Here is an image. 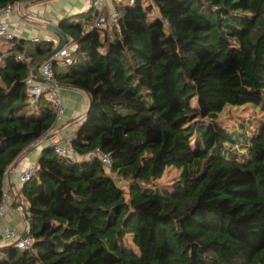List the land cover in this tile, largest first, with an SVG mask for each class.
Segmentation results:
<instances>
[{"label":"trees","instance_id":"16d2710c","mask_svg":"<svg viewBox=\"0 0 264 264\" xmlns=\"http://www.w3.org/2000/svg\"><path fill=\"white\" fill-rule=\"evenodd\" d=\"M112 2L118 21L103 30L93 10L59 21L76 48L55 79L91 104L68 138L75 154L47 144L17 190L31 244L0 246V264H264V116L249 135V123L217 122L227 106L264 113V0ZM8 42L0 201L8 166L56 117L44 98L29 103L27 87L53 42ZM171 166L180 173L170 191L147 186ZM111 174L129 180L128 198Z\"/></svg>","mask_w":264,"mask_h":264},{"label":"crops","instance_id":"0c3cea01","mask_svg":"<svg viewBox=\"0 0 264 264\" xmlns=\"http://www.w3.org/2000/svg\"><path fill=\"white\" fill-rule=\"evenodd\" d=\"M110 3L113 5L112 0H110ZM21 9L22 13L13 11L6 21L9 30L14 34V38L26 39L31 42L35 37L39 40L48 39V41L53 42L54 46L60 42L61 38L48 30V24L57 25L61 19L66 17H68V19L76 20L78 19L76 14L88 13L89 10H91L89 8V2L86 0H42L39 2L23 4L21 5ZM28 13H34L38 19H28L26 17V14ZM39 19H42L45 22H41ZM89 25L90 24L85 25L86 30L90 27ZM66 36L68 40L70 39V50L72 51L76 48V43L72 38H69L67 34ZM4 46L9 49L11 43H0V48ZM37 72L39 73V67ZM60 98L64 111L63 116L56 124V127L58 128L61 139L65 140L70 137L71 132L77 126V122L88 110L87 107L90 96L86 91L74 85L69 86V84H63L60 85ZM46 140L47 136L44 135L35 143L30 144L8 166L10 173L6 176L5 185L7 189H19L20 185L17 182V177L13 174L14 168L23 169L36 164L42 149L48 144ZM16 203V208L10 206L4 219L0 220V246L9 245V242L3 233V228L6 225L9 227H15L19 235L24 234L28 227V220L24 217V213H21L17 208V206H19L18 201H16Z\"/></svg>","mask_w":264,"mask_h":264},{"label":"built area","instance_id":"2783aa9c","mask_svg":"<svg viewBox=\"0 0 264 264\" xmlns=\"http://www.w3.org/2000/svg\"><path fill=\"white\" fill-rule=\"evenodd\" d=\"M89 2V8L94 11V22L93 26L98 30H103L108 26L115 25L118 21V10L115 6L111 5L110 0H86ZM16 11L17 13H22V9L18 3L10 4L0 8V42L7 43L10 39L14 37L13 32L8 28L7 19L10 14ZM28 19H38L34 13L26 14ZM41 22H45L39 19ZM33 41H39L38 38H33ZM48 41V39H46ZM70 50V39H67V43L57 50L53 56L41 62L39 66V80L34 78H29L27 80L28 92L30 94L29 103H36L39 97L44 98L48 103H50L55 108V123L45 134L47 136L48 144L51 145L55 152L59 155H73L75 150L69 143V139L62 140L58 132L56 124L61 120L63 116L64 107L60 98V85L57 83L54 75V65L65 66L72 62L73 55H71ZM29 62V59H26ZM68 140V141H67ZM98 149H96L97 151ZM100 160H102L103 165L110 169L112 160L109 154L100 153ZM36 164L31 165L26 168H14L13 174L17 177V182L21 186L27 183L30 178L36 173ZM9 169L5 171L3 179V193L0 201V220H3L7 214L11 203L18 201V209L21 213L25 211V204L23 202L22 196L17 190H10L6 188V176L9 174ZM4 236L7 238L9 245L11 247L26 250L30 247L31 240L25 234L19 235L15 227H9L6 225L3 228Z\"/></svg>","mask_w":264,"mask_h":264},{"label":"rangeland","instance_id":"374dc122","mask_svg":"<svg viewBox=\"0 0 264 264\" xmlns=\"http://www.w3.org/2000/svg\"><path fill=\"white\" fill-rule=\"evenodd\" d=\"M7 48L1 47L0 50L4 51ZM102 51V49H100ZM191 105H193L195 108L200 107L198 99H192L191 100ZM264 116V113H261L259 109L253 107L252 105L249 106H227L219 115L217 122H219L224 128H227L229 130H232L234 128H237L239 122H245L249 123L248 127V135L252 132V130L255 129L256 124L258 123L259 118ZM207 122V120H205ZM239 153H245V150L240 151ZM179 173L180 170L175 168V167H167L164 171L163 174L161 175L162 177L159 179H154L151 180L147 186L149 187H157L159 189H165L170 191L171 190V185L173 184L176 179L179 178ZM112 177L115 178L117 181L118 185L121 187L123 190L124 194H126V198H128V183L129 180L126 181L121 177H118L116 174H111ZM130 245V239L126 240V246Z\"/></svg>","mask_w":264,"mask_h":264},{"label":"water","instance_id":"95a60500","mask_svg":"<svg viewBox=\"0 0 264 264\" xmlns=\"http://www.w3.org/2000/svg\"><path fill=\"white\" fill-rule=\"evenodd\" d=\"M39 1H42V0H24V1H21V2H18L19 6L20 5H23V4H26V3H33V2H39ZM47 28L48 30H50L52 33L58 35L61 39H60V42L54 46V48L50 51V53L44 58V60H48L50 59L53 54H55L57 52L58 49H60L61 47H63L66 43H67V36L66 34L58 27V24L57 25H52V24H48L47 25ZM43 60V61H44ZM38 67L39 65L35 66L33 69H32V75H35V76H38ZM69 86H72V85H69ZM91 104V98L89 99V104H88V109H89V106ZM88 111V110H87ZM86 111V113H87ZM23 213H24V217L26 219H28V214L23 210Z\"/></svg>","mask_w":264,"mask_h":264},{"label":"clouds","instance_id":"9594fccd","mask_svg":"<svg viewBox=\"0 0 264 264\" xmlns=\"http://www.w3.org/2000/svg\"><path fill=\"white\" fill-rule=\"evenodd\" d=\"M20 7H21V5H20Z\"/></svg>","mask_w":264,"mask_h":264}]
</instances>
